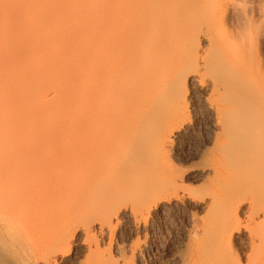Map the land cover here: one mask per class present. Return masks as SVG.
<instances>
[{
    "label": "bare ground",
    "instance_id": "6f19581e",
    "mask_svg": "<svg viewBox=\"0 0 264 264\" xmlns=\"http://www.w3.org/2000/svg\"><path fill=\"white\" fill-rule=\"evenodd\" d=\"M89 1L85 4L92 5L101 0H93L92 4ZM105 1V10L97 8V11L94 10L96 15L92 10L95 23L91 26L94 27V32H91L94 41L91 46L89 97L98 103V113H105L106 116L107 113H136L135 119L126 115L128 120L124 122L123 127L126 126L130 135L123 140L121 147L130 154L134 163L144 158L151 145H157L156 150L159 152L163 144L171 139L174 128L168 126L171 123L169 121H176L178 118L180 120L183 113V90L190 83L202 90V104L209 113H213L219 127L218 132H214L213 136L209 135L207 141H210L208 143H211L212 147L210 145V149L203 148L206 151L202 152V156L214 163L215 177L224 173V178L227 175L230 181L220 183L219 197L211 192V196L218 199L215 200L212 196L214 199L211 198V204H208L209 207L201 219L203 236L198 238L205 240L199 242L196 239L200 243L196 247L192 246V242L191 245L187 242V249L178 256L180 264L181 261L184 264H241L240 256L236 255V251L235 253L232 250V253L229 245L235 237L234 233L239 232L241 227L245 228L248 234H245L247 241L243 244L249 249L247 257L245 256L246 264H264V0L255 5L244 4L240 13L235 12V7L229 2L220 3L214 0ZM80 2L83 4L84 1ZM68 3L73 5L70 0ZM102 3L103 1L98 5H103ZM74 4L78 5V2ZM230 15L241 20L239 28L235 27L236 25L229 26L227 19ZM70 24L74 25V22L71 21ZM51 48L49 47V52H52ZM75 80L77 94H74L84 96L87 88L83 87L82 75ZM5 92L4 94H7ZM61 93L57 95L64 99ZM4 94L3 97L6 96ZM67 102L70 104L69 100ZM4 106L5 104H1L0 113L5 112ZM50 107L47 109L50 110ZM75 113L76 110L72 114ZM44 115L43 118L48 121L54 119L52 113L45 112ZM56 118L58 119V116ZM93 124V131L82 130L78 138L73 136L70 141L67 136L64 141L65 144L69 142L68 145L78 144L82 148L80 150H84L79 154H56L54 149L52 150V144L47 147L31 145V152H20L12 147L0 151V264H32V258L37 257L36 252L42 254L40 261L43 264H51V261L56 260V255L46 257L41 250H32L28 245L26 235L29 232L44 231L52 224L50 218L54 216L36 212L42 205L37 209L27 193L44 191L48 184L40 181L26 185L25 176L28 172L38 170L43 175L53 168L60 169L65 165L70 169L71 165L72 169L76 164L83 162L87 170L86 186L92 193L89 191L90 197L109 192V188L112 189L110 184L117 185L118 188L126 187L125 174L130 175L126 173V164L118 162L113 169L114 173L107 164L108 160L105 163V158L108 159L112 147L118 142L117 136L114 137L116 140L108 142L112 137L107 127H104L105 123L93 121ZM75 131L72 129L68 132L74 134ZM88 148L93 151L87 152ZM17 161H24L28 166L13 174L12 166ZM136 165L141 169L139 167L133 170H140L144 178L142 181L150 178L151 174H157L147 170L151 168L142 167L143 163ZM108 169L115 174L111 176L113 180L118 173L119 179L117 176L114 183L109 177L106 178L111 180L110 183H105V178L95 179L101 173H108ZM61 172L64 171L59 170V174ZM242 176L245 177L242 178L243 182L240 181ZM18 181L24 185L21 190L15 189ZM175 181L173 179L169 183L176 185ZM90 197L87 196L88 199ZM235 200L238 202L233 206ZM245 201L248 202V207L242 208ZM236 204L238 205L235 208ZM75 209L69 210L71 217L77 216ZM21 211H25L22 212L24 214L30 211L33 220H29V215V219L23 218L26 222L19 218L17 215ZM242 215H245V220ZM71 217L61 227L60 239H72L74 233L70 235L71 230H77V226L71 223ZM27 219L31 222L28 223ZM89 222L87 224L86 221L85 224L88 226ZM197 228L199 227L194 225V234L188 235L193 237L190 241H196L194 238H197ZM242 234L243 232L240 235ZM110 261L103 260L98 264H112Z\"/></svg>",
    "mask_w": 264,
    "mask_h": 264
},
{
    "label": "rangeland",
    "instance_id": "374dc122",
    "mask_svg": "<svg viewBox=\"0 0 264 264\" xmlns=\"http://www.w3.org/2000/svg\"><path fill=\"white\" fill-rule=\"evenodd\" d=\"M80 1H84L83 4ZM88 1L70 0L72 2L70 4L73 5H69L68 0H0V106L5 104L4 110L6 109L4 113H0V151L12 147L20 152H31L29 150L31 145L47 147L48 144H52L54 146L52 150L54 149L56 154L66 152L79 154L84 150H80L82 148L76 143L65 144L67 136L71 141L73 136L78 138L82 130L93 131L95 128L93 121H99L105 123L104 127H107L110 132L112 139H108V142L115 136L118 139L108 159L105 158V163L108 160L107 164L113 170L118 162L119 164L124 162L128 171L125 170L126 173H130V175L125 174V177H128L124 179L126 189L110 184L113 190L109 188V192L104 193L106 196L94 195V198L91 195L93 197L91 198L90 188L85 182L88 178L83 162L76 164L72 169L71 165L70 169H67L65 165L60 169L53 168L43 175L38 170L28 172L25 176L26 185L30 186L40 181L48 184L44 191L27 193L29 198L31 197V203L37 209L42 205L36 212L46 216L54 215L50 218L52 224L44 231L29 232L26 235L29 248L41 250L46 257L56 255V260L51 261V264H95V261L98 264L103 260H111L112 264H180L179 257L182 252H185L184 249H187V242H192L193 244L189 245L196 247L200 241L205 240L198 237L203 236L201 219L209 207L208 204H211L210 200L215 198L211 194L214 193L216 197H219L220 183L230 181L227 175L224 178L225 175H222L224 173L218 175L223 180L217 176L216 179L213 172L214 163L212 161L210 163L202 156L204 150L212 147V144L208 143L210 141H207L210 138L209 135L213 136L214 132H218L219 127L216 125L213 113H209L202 104L204 96L202 90L192 83L188 84L183 90V113L180 120L172 119L174 121L167 123L171 129L174 128L171 139L163 144L159 152L156 150L157 145H151L142 158L143 162H141L142 159L139 161L143 163L142 167L151 168L147 170L157 173L154 176L151 174L150 178L142 181L144 178L140 170L136 172L133 170L141 166V164L139 167L136 165L139 159L135 160L137 162L135 164L130 154L121 148L123 140L130 135L126 126L123 127L124 122L128 120L126 115L129 118L133 116L131 119H135L136 113H107L106 116L105 113H98V103L94 98L89 97L91 46L94 41L93 33H91L94 32L92 31L94 27L91 26L95 23L92 10L93 12L97 11V8L105 10L107 2L97 0L99 3L103 1V5H98V2H94L95 5H93V0H90L92 5L85 4ZM214 1L229 2L235 7V12L240 13L241 6L244 4L255 5L260 0ZM76 2L78 5L74 4ZM236 18L238 17L230 15L227 19L230 25L227 24L236 25L235 27L239 28L241 20ZM71 21L74 25L70 24ZM49 47L56 49L51 48L52 52H49ZM84 66L88 69L87 71L83 68ZM80 75H82L83 87L87 88L84 96L83 94L79 96V93L77 96L75 92L77 89L75 79ZM4 91L7 94H4ZM58 93H61L64 99L57 95ZM3 94L6 96L3 97ZM48 107L50 110L47 109ZM74 110H76L75 115L72 114ZM45 112L53 114L52 122L43 118ZM54 129L60 131L52 132ZM72 129L76 130L74 134L68 132ZM88 149H86L87 152L93 151ZM27 166L26 162L17 161L12 166L13 174H17L19 169ZM159 168L162 169L159 170ZM59 170L64 172L59 174ZM112 170L109 171L110 173L99 174L95 179L103 178L104 180L105 178V183L108 181L110 183L111 180L108 179H112L111 176L115 175V171L113 170L114 173H112ZM117 176L119 179V173L114 178L117 179ZM243 176L240 177V181L245 178ZM172 177L177 181H175L176 185L169 183L173 180ZM114 180L112 179L113 183ZM23 186L18 181L15 189L21 190ZM87 196L90 198L88 199ZM51 197L54 198L50 200ZM236 200L239 201V199ZM236 200L233 206L238 202ZM247 203L245 201L242 208L248 207ZM73 208L75 212L77 211V216L71 217L69 210ZM21 213L17 215L19 218L29 219L30 217L29 220H33L30 211L28 214ZM242 216L245 220V215ZM70 217L71 223L77 226L75 227L77 230L74 231V228L71 230L70 235L74 234L72 239L67 241L60 239L61 227ZM23 220L26 222V219ZM86 221L87 224L90 221L89 227L85 224ZM97 224L103 226L98 227ZM194 225L199 227L195 232L197 238H194L199 242L192 239L195 243L197 242L196 245L190 241L193 237L188 236L194 232L192 231ZM71 226L70 224L69 227ZM242 229L244 231H241ZM242 232L244 235H240ZM234 234L235 237L229 244L230 250L237 252L236 255L241 258V264H246L249 249L243 244L247 241V230L241 227L239 232ZM36 256L32 258L31 263L43 264L40 261L42 254L36 252ZM181 264L184 263L181 261Z\"/></svg>",
    "mask_w": 264,
    "mask_h": 264
}]
</instances>
